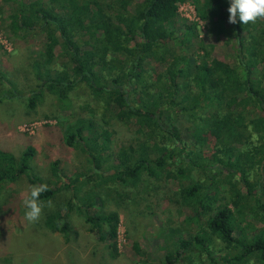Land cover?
Wrapping results in <instances>:
<instances>
[{"label":"trees","instance_id":"1","mask_svg":"<svg viewBox=\"0 0 264 264\" xmlns=\"http://www.w3.org/2000/svg\"><path fill=\"white\" fill-rule=\"evenodd\" d=\"M132 1H15L10 30L19 36L45 30L48 38L43 61L34 62L39 86L33 93L43 98L44 88L65 105L76 97L72 91L86 84L99 103L95 114L105 122L112 112L139 140L118 151L111 134L99 132V122L73 111L77 116L66 126L65 138L88 155L92 168L67 177L56 160L44 177L33 164V145L19 156L0 149V191L23 175L33 186L47 185L39 202L67 189L70 196L48 214L47 227L70 242L77 212L91 232L108 225L107 237L115 239L117 214L95 208L103 190L133 186L143 172L157 181L174 179L189 226L171 228L163 264H264V115L253 112L264 111V19L244 25L237 16L232 26L231 0H137L131 8ZM188 1L209 23L210 34L235 38L237 68L210 59L203 41L197 52L204 56L191 62L187 52L201 40L192 22L179 33L183 51L168 47L177 39L174 18ZM82 35L89 37L87 51L75 41ZM58 42L67 58L61 69L53 67ZM258 65L262 69L254 77ZM17 94L12 97L23 93ZM25 99L29 108L37 106L33 97Z\"/></svg>","mask_w":264,"mask_h":264},{"label":"rangeland","instance_id":"2","mask_svg":"<svg viewBox=\"0 0 264 264\" xmlns=\"http://www.w3.org/2000/svg\"><path fill=\"white\" fill-rule=\"evenodd\" d=\"M15 1L0 0V74L3 73L0 81V149L19 156L28 145H33L37 151L33 164L44 177L51 170L50 163L56 160L59 161V169L67 177L89 171L93 164H90L88 155L69 145L65 138L66 126L77 115L93 117L99 122V132L111 134L110 144L114 149L121 151L124 147H135L139 139L121 118L111 112L104 122L101 113L95 114L93 109L99 103L93 98L88 85L81 84L72 91L76 97L65 105L44 88L43 98L33 93L39 86L34 77V62L36 59L43 61L48 38L45 30L22 32V36L10 30V15L14 11ZM42 1L48 4L51 0ZM100 1L117 4L116 0ZM136 1L130 2L133 4L131 8ZM188 22L196 25L201 39L187 52L191 55V62H199L204 56L202 50L197 52V47L203 41L211 51L210 59L217 58L230 63L234 68L238 67L235 38L210 34L209 23L198 18L192 1L180 6L172 24L177 39L171 41L168 47H173L178 53L183 51L177 40L180 42L182 39L183 35L179 33ZM88 39L87 35H82L75 38V41L83 51H87L90 49L86 43ZM63 50L62 45L56 43L54 68L61 69L67 61ZM261 69L262 65L254 68V77L258 76ZM17 82L24 87H17ZM18 88L22 96L12 97L13 93L19 94ZM26 97H33L37 106L29 108ZM73 111L76 116H73ZM253 112L257 116L264 115L260 108ZM179 185L177 180L157 181L143 172L133 186L116 184L105 188L95 208L117 214V238L107 237L108 225L100 233L91 232V224L74 212L72 225L77 233L70 242H66L64 235L49 229L45 221L48 214L55 211L66 196H70V192L61 189L50 201L39 202L42 206L41 215L35 222H29L25 218L23 200L30 194L33 185L28 176L23 175L17 181L6 183L0 191V264H163L165 239L171 235V228L189 226L186 222L189 211L177 202ZM192 223L195 225L196 222ZM236 234L239 235V232Z\"/></svg>","mask_w":264,"mask_h":264},{"label":"clouds","instance_id":"3","mask_svg":"<svg viewBox=\"0 0 264 264\" xmlns=\"http://www.w3.org/2000/svg\"><path fill=\"white\" fill-rule=\"evenodd\" d=\"M228 12L230 13L229 23L235 24L237 16L244 25L250 22L255 23L258 19H264V0H231ZM46 190V184L34 185L30 189V194L23 200V206L26 209L25 218L29 222L39 219L42 212L39 198Z\"/></svg>","mask_w":264,"mask_h":264},{"label":"built area","instance_id":"4","mask_svg":"<svg viewBox=\"0 0 264 264\" xmlns=\"http://www.w3.org/2000/svg\"><path fill=\"white\" fill-rule=\"evenodd\" d=\"M181 5H182V4H181ZM181 5H180V6H181ZM179 8H180V7H179ZM198 18L200 19V17H199V16H198ZM25 128H26V127H25ZM28 129H29V127H28Z\"/></svg>","mask_w":264,"mask_h":264}]
</instances>
